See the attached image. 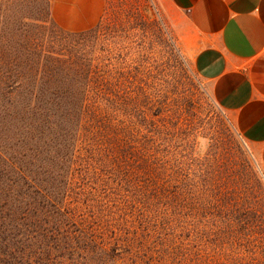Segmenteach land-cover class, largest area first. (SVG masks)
Instances as JSON below:
<instances>
[{
	"label": "rangeland",
	"instance_id": "rangeland-1",
	"mask_svg": "<svg viewBox=\"0 0 264 264\" xmlns=\"http://www.w3.org/2000/svg\"><path fill=\"white\" fill-rule=\"evenodd\" d=\"M101 22L84 52L120 95V142L81 135L66 148L26 137L21 109L0 111V264H264V169L168 15L156 0H105ZM156 189L165 200H150ZM153 207L169 219L152 221ZM29 221L55 236L22 234Z\"/></svg>",
	"mask_w": 264,
	"mask_h": 264
},
{
	"label": "trees",
	"instance_id": "trees-1",
	"mask_svg": "<svg viewBox=\"0 0 264 264\" xmlns=\"http://www.w3.org/2000/svg\"><path fill=\"white\" fill-rule=\"evenodd\" d=\"M101 26L100 21L85 31H66L53 22L50 0H0V111L21 109L22 125L28 130L26 137H50L64 143L66 148L73 146L81 135H87L91 142H120L118 130L124 127L118 125L119 119L111 117L120 109V95L112 86L113 80L103 77L99 57L84 52L92 40L97 41ZM17 54L22 55V60L14 57ZM108 108L112 111L107 112ZM123 149L124 146L120 147ZM28 151L40 168L41 154L30 147ZM25 180L38 187L32 177ZM38 189L49 207L53 204L60 212L61 206L52 203L51 197L43 194L44 189ZM159 197L165 200L164 190H154L150 200L153 202ZM164 209L162 212L150 208L151 220L161 223L169 219V210ZM36 212L43 215L42 211ZM170 222L163 223L162 227L168 228ZM46 224L48 229L40 228L41 224L34 227L31 221L19 226L22 234L36 235L32 238H53L56 229ZM181 234H173L178 248L186 246L179 239Z\"/></svg>",
	"mask_w": 264,
	"mask_h": 264
},
{
	"label": "crops",
	"instance_id": "crops-1",
	"mask_svg": "<svg viewBox=\"0 0 264 264\" xmlns=\"http://www.w3.org/2000/svg\"><path fill=\"white\" fill-rule=\"evenodd\" d=\"M177 44L264 169V0H156ZM105 0H50L53 22L95 27Z\"/></svg>",
	"mask_w": 264,
	"mask_h": 264
}]
</instances>
